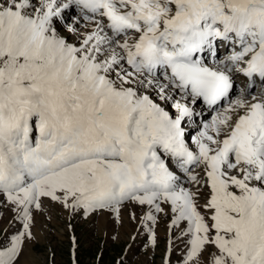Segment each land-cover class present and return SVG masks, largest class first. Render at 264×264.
<instances>
[{"label":"snow or ice","instance_id":"6c2138e0","mask_svg":"<svg viewBox=\"0 0 264 264\" xmlns=\"http://www.w3.org/2000/svg\"><path fill=\"white\" fill-rule=\"evenodd\" d=\"M0 197V264L44 198L137 205L152 247L169 216L163 264H264V0H0Z\"/></svg>","mask_w":264,"mask_h":264},{"label":"rangeland","instance_id":"374dc122","mask_svg":"<svg viewBox=\"0 0 264 264\" xmlns=\"http://www.w3.org/2000/svg\"><path fill=\"white\" fill-rule=\"evenodd\" d=\"M74 13L73 8L69 14L74 16ZM79 27L83 32L92 28L85 23H80ZM65 35L70 42L76 39L70 33ZM246 83L242 77L237 78L239 87H245ZM256 92L258 89L254 94ZM206 197L207 189L202 188L201 205ZM133 213L136 219L131 218ZM141 214L139 206L127 203L121 208L119 218L107 210L84 215L82 209L73 211L44 198L41 209H33V238L25 241L17 264H163L170 238V217L158 215L157 245L152 247L147 229L141 226ZM20 227L11 206L0 197V240ZM172 239H175L174 234ZM180 256V251H174L173 264H178Z\"/></svg>","mask_w":264,"mask_h":264},{"label":"bare ground","instance_id":"6f19581e","mask_svg":"<svg viewBox=\"0 0 264 264\" xmlns=\"http://www.w3.org/2000/svg\"><path fill=\"white\" fill-rule=\"evenodd\" d=\"M79 15V13H78V10H76V12H75V15L74 16H78ZM82 24H84L82 21H81V25ZM91 27H93L92 25H91Z\"/></svg>","mask_w":264,"mask_h":264}]
</instances>
